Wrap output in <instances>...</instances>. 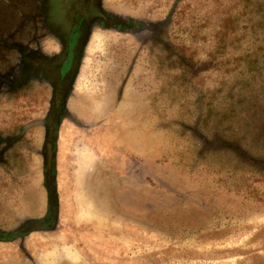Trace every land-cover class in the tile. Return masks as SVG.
<instances>
[{
  "label": "rangeland",
  "instance_id": "obj_1",
  "mask_svg": "<svg viewBox=\"0 0 264 264\" xmlns=\"http://www.w3.org/2000/svg\"><path fill=\"white\" fill-rule=\"evenodd\" d=\"M176 1L108 4L160 21ZM263 12L264 0H183L165 43L186 64L164 47L156 52L162 61L148 51L138 58L142 45L130 36L97 37L77 90L89 116L81 126L67 122L60 141L58 227L27 237L26 252L19 241L0 243V264H264V174L203 143L242 138L245 107L259 117L253 108L264 102V72H250L240 58L260 49L264 30L254 25ZM229 18L238 30L221 41ZM199 118L201 136L182 126ZM33 161L19 197L26 216L46 204ZM10 212L0 211L5 229L26 217Z\"/></svg>",
  "mask_w": 264,
  "mask_h": 264
},
{
  "label": "flooded vegetation",
  "instance_id": "obj_2",
  "mask_svg": "<svg viewBox=\"0 0 264 264\" xmlns=\"http://www.w3.org/2000/svg\"><path fill=\"white\" fill-rule=\"evenodd\" d=\"M109 1L0 0V211L11 210L14 216H26L22 214L25 207L19 203L25 189L21 182L34 167L35 158L41 164L46 195L41 215H28L11 229L0 226V243L19 241L21 250L26 252L23 243L27 237L58 227L60 141L67 122L81 126L84 125L82 119L89 116L82 111L77 90L89 49L97 37L112 33L130 36L142 45L138 58L148 51L162 61L160 55L164 47L168 58L173 56L186 64L185 57L169 51L165 43L166 31L183 0H177L169 15L160 21L139 20L121 14L108 4ZM261 14L254 28L264 30V12ZM229 22L234 20L222 21L221 41L238 30V26L229 27ZM262 53L264 36L260 49L241 56L240 60L250 72L263 73ZM118 97L121 99V93ZM253 109L259 112V117L250 114L249 107L239 111L246 122L243 139L214 136L216 142L203 138V143L208 150L221 147V152L232 153L244 163L239 165L264 174V102L261 107L255 103ZM204 114V122H208L216 112ZM200 116L202 118V114ZM201 118L182 126L191 127L190 133L201 136L198 130ZM247 139L254 143L260 141L259 150L243 147L242 140ZM257 146L255 143L252 147ZM212 153L218 154L215 149ZM52 185L57 195L54 208L50 203Z\"/></svg>",
  "mask_w": 264,
  "mask_h": 264
},
{
  "label": "water",
  "instance_id": "obj_3",
  "mask_svg": "<svg viewBox=\"0 0 264 264\" xmlns=\"http://www.w3.org/2000/svg\"><path fill=\"white\" fill-rule=\"evenodd\" d=\"M50 193H51V200L50 203L52 205V208L56 207L57 205V195H56V187L54 185H52L50 187ZM38 227V225H36V228Z\"/></svg>",
  "mask_w": 264,
  "mask_h": 264
},
{
  "label": "trees",
  "instance_id": "obj_4",
  "mask_svg": "<svg viewBox=\"0 0 264 264\" xmlns=\"http://www.w3.org/2000/svg\"><path fill=\"white\" fill-rule=\"evenodd\" d=\"M264 147V146H263Z\"/></svg>",
  "mask_w": 264,
  "mask_h": 264
}]
</instances>
